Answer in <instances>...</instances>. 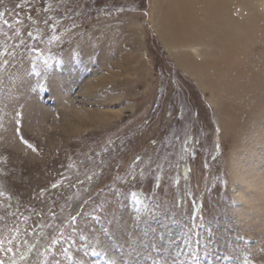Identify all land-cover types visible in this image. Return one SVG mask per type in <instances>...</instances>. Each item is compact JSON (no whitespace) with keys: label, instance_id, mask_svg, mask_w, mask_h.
Instances as JSON below:
<instances>
[{"label":"rangeland","instance_id":"obj_1","mask_svg":"<svg viewBox=\"0 0 264 264\" xmlns=\"http://www.w3.org/2000/svg\"><path fill=\"white\" fill-rule=\"evenodd\" d=\"M258 1L194 51L168 0H0V264H264Z\"/></svg>","mask_w":264,"mask_h":264},{"label":"bare ground","instance_id":"obj_2","mask_svg":"<svg viewBox=\"0 0 264 264\" xmlns=\"http://www.w3.org/2000/svg\"><path fill=\"white\" fill-rule=\"evenodd\" d=\"M239 1L242 0H168L164 24L167 27L170 43L180 50L189 48L194 51L196 48L200 49L205 40L216 39L224 44L229 39V44L238 43L241 40L232 12Z\"/></svg>","mask_w":264,"mask_h":264},{"label":"snow or ice","instance_id":"obj_3","mask_svg":"<svg viewBox=\"0 0 264 264\" xmlns=\"http://www.w3.org/2000/svg\"><path fill=\"white\" fill-rule=\"evenodd\" d=\"M3 13H0V16H2ZM17 132L19 133V127L17 128ZM53 187H56V185H53Z\"/></svg>","mask_w":264,"mask_h":264}]
</instances>
